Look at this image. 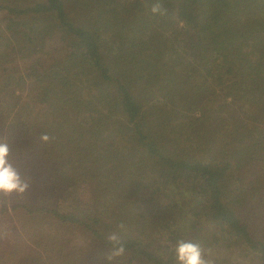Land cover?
<instances>
[{
    "label": "trees",
    "instance_id": "16d2710c",
    "mask_svg": "<svg viewBox=\"0 0 264 264\" xmlns=\"http://www.w3.org/2000/svg\"><path fill=\"white\" fill-rule=\"evenodd\" d=\"M155 2L0 0V137L32 181L0 194V264H109L113 233L112 264L181 239L264 264V0Z\"/></svg>",
    "mask_w": 264,
    "mask_h": 264
},
{
    "label": "clouds",
    "instance_id": "9594fccd",
    "mask_svg": "<svg viewBox=\"0 0 264 264\" xmlns=\"http://www.w3.org/2000/svg\"><path fill=\"white\" fill-rule=\"evenodd\" d=\"M150 13L153 16H167L168 9L163 6L160 0L152 4ZM183 25V22H181ZM42 144L48 143L52 138L47 133H42L39 137ZM31 177L22 175L16 167L12 158V149L7 137H0V194L11 197L23 198L31 188ZM125 225L121 223L119 228L124 229ZM111 245L106 257L109 264L124 255L126 249L120 237L113 233L107 237ZM177 264H213L209 258L210 250L204 249L199 243L181 239L177 242L174 249Z\"/></svg>",
    "mask_w": 264,
    "mask_h": 264
},
{
    "label": "rangeland",
    "instance_id": "374dc122",
    "mask_svg": "<svg viewBox=\"0 0 264 264\" xmlns=\"http://www.w3.org/2000/svg\"><path fill=\"white\" fill-rule=\"evenodd\" d=\"M209 250V258L213 261V264H218L216 260H219V264H251L256 262L246 248L239 246L231 248L225 245L222 247L215 246Z\"/></svg>",
    "mask_w": 264,
    "mask_h": 264
}]
</instances>
